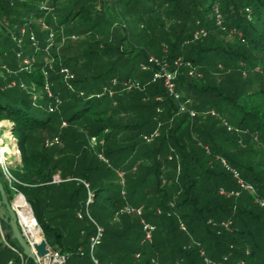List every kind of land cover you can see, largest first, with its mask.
<instances>
[{
  "label": "trees",
  "instance_id": "obj_1",
  "mask_svg": "<svg viewBox=\"0 0 264 264\" xmlns=\"http://www.w3.org/2000/svg\"><path fill=\"white\" fill-rule=\"evenodd\" d=\"M41 22L55 35L46 57L61 103L52 112L51 97L34 104L30 95L32 85L43 90L48 65ZM21 26L39 49L27 36L18 46ZM18 51L34 58L23 71ZM150 55L181 59L177 89L193 117L140 68ZM131 56L141 59L123 73ZM186 62L200 76H190ZM3 63L13 70L0 78V121H11L21 155L10 169L65 264H208L225 256L228 264H264V0H0ZM59 65L74 73V90ZM130 77L139 88L88 97ZM10 79L16 87L5 86ZM221 159L253 190L239 189ZM55 174L62 181L52 182ZM127 205L141 214L123 212ZM142 220L154 225L151 241ZM19 252L0 242L4 263H19Z\"/></svg>",
  "mask_w": 264,
  "mask_h": 264
},
{
  "label": "built area",
  "instance_id": "obj_2",
  "mask_svg": "<svg viewBox=\"0 0 264 264\" xmlns=\"http://www.w3.org/2000/svg\"><path fill=\"white\" fill-rule=\"evenodd\" d=\"M214 15H215L217 24L220 25L221 15H220L219 8L217 5L214 6ZM40 25L42 28L48 29V35L45 39L46 46L44 47V49L46 51H49L48 49L53 44V37H54L53 31L44 22H41ZM23 36H27L28 39L32 41V46H34L36 50L39 49V47L37 46L35 33L32 30L28 32L25 26H21L18 29V33L17 35L13 36V39L18 43V45H20V43H22ZM164 52H165V49H164ZM16 57L19 59L20 66H21L18 71H23L24 68L30 67L31 62L34 60V58L23 57L20 51L16 53ZM181 63L182 62L180 58H175L172 61H168L165 58H159V57L150 55L146 58V60L141 62L140 68L142 70L151 71L152 81H160L162 83V86L168 92V94L175 101H177L179 112H186L189 114L190 117H193L195 115V110L189 106L190 100L187 98L183 99L182 95L177 89L176 81H177L179 67ZM185 66L188 67V74L190 76H200V74L196 72V69L192 67L189 62H186ZM52 68L53 66L48 63L47 68H44L43 70V75H44L43 90H41L40 92H37L35 89V86L33 85L30 91V95H31V98L34 104H38L39 99L43 97L44 95H46L47 98L48 97L52 98V101H50L47 105V109L49 112H52L54 108L61 103V99L57 95H53L50 89L51 83L49 79V76H50L49 70ZM58 71L63 76V80L66 82L68 89L74 90L71 80H73L75 76H74V73L70 70V68L64 65H59ZM0 72H4L8 74L12 73L11 69L5 63L0 64ZM110 83H111V86H104L100 91L89 94L88 97H101L106 94L111 97L115 93V90H114L115 86H118V85L120 89L125 90V91H130L134 88L140 87V82L137 79H134L131 77L121 82H119L116 78H112L110 80ZM5 86L10 87V88L16 87L17 81L15 79H10ZM19 87L26 88V85L24 83H20ZM80 94L83 95V92H80ZM157 111H159V109H157ZM210 112L214 114L213 110H211ZM64 124L65 122H63V125ZM11 125L12 124H7L6 126H2L0 124V174L2 178L4 179L5 183L7 184V186L9 187V189L12 191V198L10 201L19 217V213H18L19 206L16 205L15 200L18 198V196H22L23 198L24 196L21 192L18 191L16 187L18 180L15 177V175L12 173L10 166H8V161L14 160L16 163H19L21 161V155H20L18 144H17V139L12 133ZM156 134H157V130H154L148 136H145V138L147 141H150L153 139V137ZM55 142H58V139L56 137L50 141H46V144L51 145ZM221 161L227 168L231 170L233 177L236 179L237 186L239 187V189L249 190V191L253 190L252 186L249 183L245 182L239 176V173L234 168L228 167L224 159H221ZM60 181H62V179L60 178L58 174L53 175L52 182H60ZM219 191L220 193H225L227 195H237L240 192V190L238 189H232L229 192H226L223 188H220ZM91 197H92V194L89 192V196L86 201V204H88L92 200ZM261 205L264 207V201L261 202ZM122 211L126 213H136L139 215L141 214V207L135 208V207H131L127 205V206H124ZM141 222L143 224L144 239L146 241H151L152 232L154 230V225L144 220H142ZM19 223H20V228L22 229L26 240L29 243L34 242L36 239L25 230L24 228L25 226H23V224L21 223L20 217H19ZM35 223L37 224L36 221ZM101 235H102V229L100 227H97L96 234L91 238V244H90L91 251L100 242ZM5 245L17 251L15 246L8 244L6 241H5ZM48 248H49V252L42 258L38 259V264H65L66 263L67 258L65 254H62L58 252L57 250L52 249L49 246ZM19 255L21 258L19 263L25 264V257L22 255L21 252H19ZM205 261L208 264H228L227 256L223 257L222 260H219V261H210L209 259H205ZM7 264H13V263L8 262ZM230 264H250V263L246 260H238Z\"/></svg>",
  "mask_w": 264,
  "mask_h": 264
},
{
  "label": "water",
  "instance_id": "obj_3",
  "mask_svg": "<svg viewBox=\"0 0 264 264\" xmlns=\"http://www.w3.org/2000/svg\"><path fill=\"white\" fill-rule=\"evenodd\" d=\"M16 162L14 160L8 161V166H13ZM32 212V210H31ZM33 215V213H32ZM0 223L1 233L5 239L14 240V246L20 250L25 257V264H38V259L42 258L49 252L48 243L44 237V233L39 227L40 238L32 243H29L20 228L19 217L14 209L8 194L0 180ZM31 261L29 263L28 261ZM21 264V263H13Z\"/></svg>",
  "mask_w": 264,
  "mask_h": 264
},
{
  "label": "bare ground",
  "instance_id": "obj_4",
  "mask_svg": "<svg viewBox=\"0 0 264 264\" xmlns=\"http://www.w3.org/2000/svg\"><path fill=\"white\" fill-rule=\"evenodd\" d=\"M15 203L17 206H19L18 213L21 223L23 224V226H25V230L30 233L36 240L39 239V228L35 223L36 220L33 218L30 206L22 196H18V198L15 200Z\"/></svg>",
  "mask_w": 264,
  "mask_h": 264
},
{
  "label": "rangeland",
  "instance_id": "obj_5",
  "mask_svg": "<svg viewBox=\"0 0 264 264\" xmlns=\"http://www.w3.org/2000/svg\"><path fill=\"white\" fill-rule=\"evenodd\" d=\"M79 32V31H78ZM53 34H54V31H53ZM55 36V35H54ZM76 35H71L70 36V40L72 41V43H75V41H76ZM80 37H83V35H80ZM60 38H61V40H60V42L62 43L63 42V40H65V36L64 35H61L60 36ZM54 43V42H53ZM18 44V43H17ZM22 45H23V42H22V44L20 43V45H18V46H20V48L22 49ZM60 46L61 45H59V46H55V48H60ZM51 48V47H50ZM49 48V49H50ZM48 49V50H49ZM50 51V50H49ZM49 51H46L45 49H44V55H45V57H46V55H48V53H49ZM58 51V50H57ZM44 57V60H46V62H48L49 64H51V65H53V61H52V59L50 60H48V58L46 57L45 58ZM36 59V58H35ZM139 59H141V56H131L130 57V59L128 60V63H126V67H125V69L123 70V73H125V71H127L128 69H129V67L131 66V65H137L138 64V62H139ZM260 69V68H259ZM13 70V69H12ZM11 70V71H12ZM16 74V73H15ZM5 76H6V73H4V72H0V78H5ZM21 81H24V80H21ZM23 83V82H22ZM28 86V85H27ZM33 86V85H32ZM31 86V87H32ZM30 87V88H31ZM31 90V89H30ZM36 91L37 92H40L41 91V89H36ZM0 124L2 125V126H6L7 124H12L11 123V121H9V120H2V121H0ZM12 126V125H11ZM4 128V127H3ZM1 175V174H0ZM2 178V177H1ZM90 209L88 208L87 209V207H86V213L88 214V211H89ZM91 214L94 216V213L92 212V209H91ZM98 221H100V220H98ZM101 223H102V221H101ZM39 227V226H38ZM98 227H100V226H98ZM101 228V227H100ZM102 229V228H101ZM38 231H39V229H38ZM103 231V230H102ZM91 251V250H90Z\"/></svg>",
  "mask_w": 264,
  "mask_h": 264
},
{
  "label": "crops",
  "instance_id": "obj_6",
  "mask_svg": "<svg viewBox=\"0 0 264 264\" xmlns=\"http://www.w3.org/2000/svg\"><path fill=\"white\" fill-rule=\"evenodd\" d=\"M30 206V205H29ZM31 208V207H30ZM32 210V209H31ZM33 213V212H32ZM3 226V224H1L0 223V242L2 243V244H4L5 245V241L7 242V239H5L4 237H3V235H2V233H1V227ZM38 240V239H37ZM50 247V246H49ZM1 256V255H0ZM7 256H1L0 257V264H7L6 262L4 263L3 261H5V258H6ZM10 262V261H9Z\"/></svg>",
  "mask_w": 264,
  "mask_h": 264
}]
</instances>
